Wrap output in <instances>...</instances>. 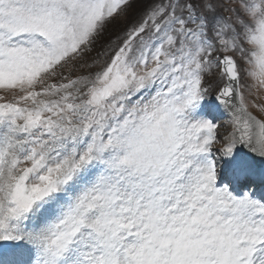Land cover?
<instances>
[{"label": "snow or ice", "instance_id": "snow-or-ice-1", "mask_svg": "<svg viewBox=\"0 0 264 264\" xmlns=\"http://www.w3.org/2000/svg\"><path fill=\"white\" fill-rule=\"evenodd\" d=\"M0 264H264V0H0Z\"/></svg>", "mask_w": 264, "mask_h": 264}, {"label": "rangeland", "instance_id": "rangeland-1", "mask_svg": "<svg viewBox=\"0 0 264 264\" xmlns=\"http://www.w3.org/2000/svg\"><path fill=\"white\" fill-rule=\"evenodd\" d=\"M142 8V5H137L134 7V9L132 10V13L129 17L130 20H133L136 18V16L138 15L139 11L141 10ZM257 102H260V101H257Z\"/></svg>", "mask_w": 264, "mask_h": 264}]
</instances>
